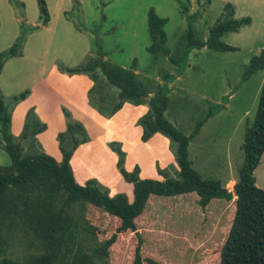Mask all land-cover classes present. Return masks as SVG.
<instances>
[{
  "label": "rangeland",
  "instance_id": "1",
  "mask_svg": "<svg viewBox=\"0 0 264 264\" xmlns=\"http://www.w3.org/2000/svg\"><path fill=\"white\" fill-rule=\"evenodd\" d=\"M40 1L0 0V18H3L0 52L9 51L22 32L26 38L19 56L7 58L0 73V96L10 108V133L14 141L21 143L27 155L45 153L58 157L60 154L61 162L60 136H64V147L73 153L71 160L76 159L72 169L78 183L95 181L110 197L119 193L133 197V188H129L122 169L132 173L138 167L141 179L152 175L178 179L179 167L177 164L175 168L174 164L176 148L171 140L166 137L168 146L163 147L158 142H150L154 135L148 141L143 138L139 141L136 135L146 115L142 116V109L149 108L148 99L140 105L132 101H124L120 105L119 90L108 83L100 70L95 71L97 77L93 79L91 73L70 74L67 69L86 67L91 60L99 58L97 52L101 46L104 60L127 69L137 60L136 72L142 82L163 84V75H176L177 67L163 55L155 56L148 52L151 44L148 12L154 9L160 17L169 20L165 27L167 46L175 54L184 46L189 28L179 1L62 0L61 14L56 17V23L46 24L41 23L44 15ZM43 1L49 11H57L58 0ZM180 2L189 8L190 15L198 13L193 29L202 41H207L211 29L222 19L229 3L226 0ZM3 7H10L17 21L15 36L11 33L12 28L6 27L11 22ZM35 23L36 26L33 25ZM95 30L97 33L92 32ZM262 33L261 27L259 30L245 27L239 33L226 35L223 41L237 47L236 51L216 52L208 48L193 51L184 74L175 77L169 86L171 105L165 116L187 136L216 106L226 107L203 126L191 142L189 154L194 169L203 179L219 180L224 188L231 180L230 171L232 178L238 181L239 170L245 161V130L256 118L264 70L247 80L245 78L251 59L259 55L260 48H264ZM97 39H100V45ZM80 76H89L87 83L92 86L87 92L88 108L84 112L87 115L76 118L69 110L71 100L64 99L62 94H68L81 103L87 84ZM45 80L47 89H52L29 98L30 91H39ZM25 92H29L25 99L14 102L16 96ZM230 95H233L231 100ZM38 103L40 108H33ZM62 121L65 122L63 125L55 127ZM48 124L52 129L49 130ZM73 125H79L80 129L77 127L71 132L70 126ZM138 155L145 162L142 168L136 165L133 169L134 163L139 161ZM165 163L170 164L164 169ZM10 165L9 155L0 148V167ZM255 177L257 186L264 190V156ZM192 200H154L147 211L146 224L141 223L144 256L155 255L165 264L218 263L216 252L226 236L232 211L222 199L212 202L211 212L200 211ZM85 214L84 219H79L80 229L71 247L73 252L64 256L66 262L61 264H69L70 260L75 262V254L79 251L93 252L114 230V221L102 211L88 210ZM20 239L22 242L11 238L3 247L0 264L3 260L25 264V258L36 253L37 241L26 235H21ZM119 255L113 253L111 260L105 259L101 264L108 261L120 264L117 262Z\"/></svg>",
  "mask_w": 264,
  "mask_h": 264
},
{
  "label": "trees",
  "instance_id": "2",
  "mask_svg": "<svg viewBox=\"0 0 264 264\" xmlns=\"http://www.w3.org/2000/svg\"><path fill=\"white\" fill-rule=\"evenodd\" d=\"M178 1L181 13L189 22V28L184 46L175 54H172L167 46L168 36L165 27L169 20L160 17L154 9L148 12L151 39L148 52L155 56L163 55L177 67L176 75H163L165 81L163 84L142 82L136 73L137 60H134L130 69L104 60L105 53L101 46H98L99 58L91 60L86 67L67 69V72L70 74L88 72L96 79L95 71L100 70L108 83L119 90V98L122 101L120 105L124 101L140 105L146 103L147 98L153 94L148 102L149 111L141 121L142 138L148 141L159 133L171 140L176 148L179 178L167 177L162 181L141 179L138 167L132 173L122 169L124 179L133 186L132 201L126 193L110 197L92 180L82 185L75 178L70 163L73 153L64 147V136H60L63 152L61 162L45 153L25 154L21 143L15 142L10 133L12 122L10 108L0 96V148L4 149L11 159L10 166L0 167V252L11 238L22 242L20 236L26 235L37 241L38 249L36 253L25 258V264L66 262L64 256H69L73 252L71 248L73 238L80 229L79 219H84L88 210H99L114 221V230L109 233L103 245L91 253L77 252L75 254L77 259L75 262L70 260L69 264H101L105 259L111 260L113 253L121 254L117 260L120 264H165L155 255L144 256V238L139 231L138 220L144 214L151 196L170 198L196 193L199 197L198 205L203 210L215 199L227 202L236 199L230 231L216 252L217 264H264V190L257 186L255 177V171L264 156V83L255 121L252 125H247L245 130L243 145L245 161L239 170V178L233 192L224 188L219 180L203 179L193 168L188 152L190 142L202 126L223 110L224 105H218L215 110L210 111L190 136L177 129L165 116L170 106L169 84L175 77L184 74L189 66L190 54L205 48L216 52L236 51L237 48L225 43L223 38L249 25L250 19H236L233 6L227 4L222 19L211 29L207 41H202L196 37L193 29L198 13L190 15L189 8ZM40 2L46 24L50 20L49 12L45 2L43 0ZM92 32L97 33L96 30ZM25 39L22 32L21 37L9 51L0 52V73L7 58L19 56ZM99 40L97 39V43L100 45ZM262 70L264 50L251 59L245 79ZM28 94L29 92H25L16 96L14 102L25 99ZM77 127L80 129L79 125L70 126V131ZM2 264L18 263L3 260Z\"/></svg>",
  "mask_w": 264,
  "mask_h": 264
},
{
  "label": "crops",
  "instance_id": "3",
  "mask_svg": "<svg viewBox=\"0 0 264 264\" xmlns=\"http://www.w3.org/2000/svg\"><path fill=\"white\" fill-rule=\"evenodd\" d=\"M226 1H229V3H227V4H230V5H232L233 6V8H234V17L236 18V19H250V24L249 25H247V26H245V27H249L250 29H254V30H259V28L261 27V29L262 30H264V0H226ZM208 2H210V0H208ZM211 3V2H210ZM9 4V3H8ZM226 4V5H227ZM4 5V4H3ZM63 6V3H62V0H58V3H57V5H56V7L55 8H57V11H54V10H48V12H49V16H50V20H49V23L50 22H53V23H56V17L57 16H59L61 13H59L60 12V8ZM9 8V9H8ZM3 9H4V12L5 13H7V16L9 17L8 19H9V21L11 22L10 24H6V27H11L12 28V31H11V33L13 32V34H14V36L16 35V32H18V30H17V21H16V19H15V17H13L12 16V11H11V8L10 7H3ZM1 11H2V9H1ZM52 12V13H51ZM51 13V14H50ZM1 14V13H0ZM9 14H10V16H9ZM64 14H66V13H64ZM2 21V22H1ZM43 24H45V21H44V23ZM2 25H3V18H0V30H1V28H2ZM34 26H36L37 24L35 23V24H33ZM5 27V28H6ZM245 27L244 28H241V29H245ZM240 29V30H241ZM240 32V31H239ZM239 32H236V33H239ZM264 33H262V35H263ZM230 45V44H229ZM235 47V46H234ZM237 48V47H236ZM261 50H260V53H261V51L262 50H264V48H260ZM237 50H238V48H237ZM259 53V54H260ZM91 57H93V56H91ZM188 68V67H187ZM4 69V68H3ZM50 73V72H49ZM139 76H140V74L138 73V72H136ZM78 74H81V73H78ZM182 76V75H181ZM178 77H180V76H178ZM80 78H81V80L82 81H84V83H85V85L87 84V86L85 87V89H84V95H83V101L80 103H78V101H76L75 100V98H72V97H70V95L68 96V94L65 96V93H63L62 94V96H63V98L64 99H70L71 100V104H72V107L69 109L70 111H72L73 112V115H75V117L76 118H81V117H83L84 115H87V113H84L85 111H86V108H88V97H87V92H88V89H89V87H91L92 86V84L91 85H88V83H87V80H89L88 78H89V76H80ZM91 81V80H90ZM264 83V82H263ZM44 84V85H43ZM48 83H47V81L45 80L43 83H42V87H40V89H39V91H36V89H33V90H31L30 91V96H29V98H31V97H33L35 94H37V93H39V92H46V91H49V90H51L52 89V87H50V88H48L47 89V85ZM159 84H162V83H159ZM169 86H170V84H169ZM171 95V94H170ZM153 96V94H151L150 95V97H148L147 99L150 101V98ZM233 97V95H230V100H231V98ZM40 103H38V104H36V106H34L33 108H35V109H39L40 108ZM170 105H171V99H170ZM141 107V106H140ZM169 108H170V106H169ZM168 108V109H169ZM226 107L224 106V109H225ZM223 109V110H224ZM143 113H142V116H144L145 114H147V112L149 111V108H144L143 107ZM222 111V110H221ZM220 111V112H221ZM219 112V113H220ZM138 120V118L136 119V121ZM210 120V119H209ZM208 120V121H209ZM135 121V122H136ZM207 121V122H208ZM206 122V123H207ZM65 122H60V123H58L55 127H58V126H60V125H63ZM205 123V124H206ZM47 124V123H46ZM51 124V123H50ZM50 124H48V126H49V130L50 129H52V128H50ZM204 124V125H205ZM203 125V126H204ZM203 126H202V128H203ZM54 127V128H55ZM202 128L200 129V131H199V133L201 132V130H202ZM193 133V132H192ZM191 133V134H192ZM198 133V134H199ZM190 134V135H191ZM197 134V135H198ZM138 137H139V141H141V138H142V136H143V128L141 127V128H139L138 129V133L136 134ZM189 135V136H190ZM196 135V136H197ZM196 136L193 138V140L191 141V142H193L194 141V139L196 138ZM152 141H154V142H158L159 144H161V145H163V147L165 146H168V139L165 137V136H163V135H161V134H155L154 136H153V138H151V140H150V142L152 143ZM191 142H190V145H189V148H188V152H189V154H190V146H191ZM59 154V153H58ZM48 155H50V156H52L53 158H55L58 162H59V160L61 159V156H60V154L58 155V157L57 156H55V155H51V154H48ZM60 156V157H59ZM137 159L139 160L138 161V163L136 164V163H134V165H133V169L134 168H136L137 166L136 165H139L141 168L143 167V163L145 162L144 161V158H142V156L141 155H138V157H137ZM75 160L76 159H72L71 160V166L73 167L74 165H75ZM190 160V159H189ZM191 161V160H190ZM191 163H192V165H193V162L191 161ZM169 164L170 163H168V164H164L162 167H164V169L166 168V167H168L169 166ZM174 164H175V168H176V166H177V161H176V159H175V162H174ZM179 167V166H178ZM194 168V167H193ZM74 170H75V168H74ZM129 170H132V168L130 167L129 168ZM176 171H177V169H176ZM197 171V170H196ZM198 172V171H197ZM141 173L144 175V170L142 169L141 170ZM199 173V172H198ZM77 174V173H76ZM230 178H231V180L228 182V184L226 185V188L227 189H229V187L231 186V189H229V190H234V186H235V184H236V182L237 181H235L233 178H232V171H230ZM143 179H155V180H164L165 178H163V177H161V178H159V177H155V176H143ZM211 180H216V179H211ZM78 182V181H77ZM257 182V181H256ZM86 182H83L82 183V185H84ZM222 183V182H221ZM129 185V188L131 187V188H133V186L131 185V184H128ZM128 195V194H127ZM129 196V199H130V201H132L133 200V197H131L130 195H128ZM165 198V197H164ZM164 198H162V197H159V196H151V198L149 199V202H148V205H147V207H146V210H145V212H144V214L139 218V220H138V227H139V231H141V229H142V225H141V223L143 222L144 224H146V220H147V211H148V209H149V207L152 205V203L154 202V200H164V201H166V202H170V201H172V200H175V199H182V200H184V202H186L187 200H190V199H193L192 201L194 202V203H196L197 204V206H198V208L200 209V211H203V209L202 208H200V206L198 205V201H199V197H198V195H194V193H191V194H186V195H181L180 197H178V198H173V199H164ZM215 200H219V199H215ZM215 200H213V201H215ZM212 201V202H213ZM235 201H236V199L234 198L233 199V201H231V202H227V201H225V203H224V205L226 204L230 209H231V211H232V213H231V216H230V219H229V225H228V229H227V232H226V236H225V238L223 239V241H222V244H223V242L225 241V239L227 238V236H228V233H229V231H230V228H231V225H232V220H233V216H234V211H235ZM212 202L209 204V206L204 210V211H206V212H211V205H212ZM144 226V225H143ZM221 244V245H222ZM143 252H144V247H143Z\"/></svg>",
  "mask_w": 264,
  "mask_h": 264
},
{
  "label": "water",
  "instance_id": "4",
  "mask_svg": "<svg viewBox=\"0 0 264 264\" xmlns=\"http://www.w3.org/2000/svg\"><path fill=\"white\" fill-rule=\"evenodd\" d=\"M44 21H45V16H43V20H42V22H41V23L43 24V23H44ZM148 99H149V98H148Z\"/></svg>",
  "mask_w": 264,
  "mask_h": 264
}]
</instances>
